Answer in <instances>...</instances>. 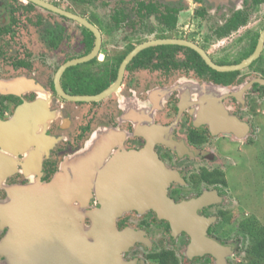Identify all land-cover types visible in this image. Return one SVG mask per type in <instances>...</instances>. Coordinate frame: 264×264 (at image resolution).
I'll use <instances>...</instances> for the list:
<instances>
[{"label": "flooded vegetation", "instance_id": "af4514ba", "mask_svg": "<svg viewBox=\"0 0 264 264\" xmlns=\"http://www.w3.org/2000/svg\"><path fill=\"white\" fill-rule=\"evenodd\" d=\"M39 1L83 18L97 34L42 3L0 0V141L13 132L15 145L7 150L0 143L1 160L11 164L1 182L0 201L7 198L9 187L31 180L51 182L63 162L79 153L91 151V157L102 152L101 164L114 158L115 170L122 176L146 168L148 160L132 159V153L149 154L171 174L163 196L174 204L201 198L188 204L202 202L194 212L195 225L204 228L206 239L233 250L231 239L225 237L227 231H223L225 236L216 233L222 212L216 206L225 197L221 187L226 183L228 160L234 154L244 157L248 148V135L241 145L236 139L250 131L248 114L255 112L254 102L260 106V117L264 116V41L259 55L233 70L234 75L221 74L232 71L211 68L197 51L176 42L135 49L152 41L179 40L200 47L217 65L238 64L254 51L264 31V0H70L65 5L59 0ZM190 3L192 12L183 15L184 6ZM223 5H227V13H221ZM36 9L62 20L47 19L36 14ZM210 10L219 12L213 17ZM251 10L261 12L255 28H249ZM240 28L237 39L223 40ZM75 60L81 61L72 63ZM68 62L71 64L58 75ZM256 65L259 70L252 72L258 75L246 78L249 67ZM241 82V87L248 85L240 92L241 87L208 95V99L196 90L203 83L227 88ZM39 98L45 104L47 120L41 110L34 112ZM204 103L218 111V118L230 117L242 125L241 131L222 132L220 121L213 132L202 115ZM20 108L27 121L21 128L26 132L21 142L19 129L14 133L1 127ZM29 135L32 146L27 150L22 145ZM42 142L45 147L38 144ZM4 151L8 153L1 154ZM97 165L99 169L100 162ZM157 176L159 182L164 175ZM111 182L108 189L114 185ZM93 184L94 179L85 185L87 208L103 214V193ZM113 220L117 232L133 233L129 235L131 244L122 252L126 264H216L214 255L200 249V244L189 251L192 235L183 228L174 229L149 206L125 210ZM85 221L89 223L88 218ZM6 231L7 227L0 226V239ZM0 262L5 264L6 259L1 256Z\"/></svg>", "mask_w": 264, "mask_h": 264}, {"label": "water", "instance_id": "95a60500", "mask_svg": "<svg viewBox=\"0 0 264 264\" xmlns=\"http://www.w3.org/2000/svg\"><path fill=\"white\" fill-rule=\"evenodd\" d=\"M33 1L42 3L53 11L76 19L97 34V29L83 18L57 7L44 4L39 0ZM97 40H99V37H97ZM263 41L264 31L261 33L254 51L240 63L233 65H217L210 60L200 47L179 40L163 39L152 41L139 45L135 51L151 44L176 42L197 51L211 68L218 71H233L248 65L254 60L262 49ZM76 61L81 60H75L72 63ZM69 64L71 62L62 66L58 70V75ZM247 85H243L238 91L240 92ZM97 97H79L78 99H96ZM205 98L208 99V96ZM42 103L40 110L43 116L46 109L45 104ZM207 103L210 104L209 102ZM207 103L203 104V106H206V110L202 115H205V119H208L206 123L210 125L211 130L215 132L213 128L217 127L218 124L220 125L219 122L222 121V129L219 128L222 132L238 134L237 132L242 125L235 123L230 117L218 118L216 113L218 111L213 112V107L208 108ZM218 107L221 108V105H218ZM24 113V108H20L9 121L1 126L2 129L14 130V133L19 129L20 133L17 135V139L20 142L23 136H26V132L21 129L24 128L23 123L27 122L26 114ZM43 120H45V117ZM12 133L6 139L3 138L4 140H1L4 144L0 141L1 145L8 148L7 150H11L13 145ZM29 138L30 135L27 140H24L23 145L21 144L23 148L28 144ZM92 153L91 151H86L82 154L79 153V155H73L70 157L71 159L68 158L63 162L60 170L49 183L38 182L36 184V181L31 180L29 184L12 186L7 189V198L0 201V226L7 227L5 235L0 239V257H4L7 264H126L122 259V252L131 244L132 237H129V235L132 232H117L114 228L113 219L125 210L133 208L142 210L148 206L153 208L160 217L168 219L174 229H176L175 227L183 228L192 235L189 251L193 250L195 244H201L206 247L204 251L214 255L216 264L223 263V256L230 253V248L214 240L206 239L204 237V228L200 229L194 223L195 219H197L194 212L202 202L194 206H189L188 204L201 198L174 204L165 195L163 196L164 187L169 181L171 174L163 169L154 160L155 158L149 154H131L132 159H137L139 162L147 159L146 168L137 171L136 175L133 174L134 177L130 175L124 176L126 183L122 187L120 186L118 191L115 192L113 186L109 187L108 194L102 196L105 206L102 211L103 214H96V223L93 229L90 228V235L93 241L89 240L88 231L82 232L77 227L78 217H76V211H74L75 202H78L77 205L83 203L87 190L85 185L86 183H92L93 179L94 189L97 190L98 181L102 180L103 174L115 168L116 163V160L112 158L101 164L102 152H96L97 154L92 155L93 158H91L90 154ZM98 162L101 165L99 169H97ZM10 165V163L7 165L1 160L0 155V167L2 168L0 186L6 175L10 173ZM115 171H112V173L115 174ZM160 172L164 176L163 178L160 177L159 182H157L158 180L156 179L159 177L157 175ZM150 174H153V179L150 178ZM79 178H83V180H79ZM134 181H136V184ZM137 188L139 191H136ZM121 190L125 193H120ZM112 191L114 194L110 195ZM184 209L187 211H182ZM100 215H104V218H100ZM182 222L185 224H180ZM111 225H113L114 229ZM199 230L200 233H198ZM217 253H222L220 258L218 257L220 254L216 255Z\"/></svg>", "mask_w": 264, "mask_h": 264}, {"label": "rangeland", "instance_id": "374dc122", "mask_svg": "<svg viewBox=\"0 0 264 264\" xmlns=\"http://www.w3.org/2000/svg\"><path fill=\"white\" fill-rule=\"evenodd\" d=\"M59 1V3L64 5L70 3V0ZM237 3L235 4L237 5ZM193 7L194 6H192L191 3L187 6H184V9H187L182 11L183 15L186 13H191ZM222 7H225V10L221 13H227V5H223ZM218 12L219 11L210 10L209 14L214 17V15H216ZM39 13L43 16H46L47 19H55L56 21L62 20L49 12L36 9V14ZM260 14L261 12L259 13L256 10H251L248 20L249 28H255L257 26V24L259 23L258 19H260ZM68 23L69 26L67 27L71 28V22L67 21V25ZM241 31L242 28H240L239 31L234 32L227 39L223 40L226 42L229 40V38L237 39V36L241 33ZM237 46H239V44H237ZM210 48H213V46H211ZM254 67H249V72L245 75L246 78H251L255 77V75H258L256 72H252V70L255 69L256 71H258L260 67L257 65ZM244 71L245 69L241 72ZM242 83L243 82L224 89L219 86L217 87L212 84L203 83L202 85L198 86L196 90L202 95L210 96L220 93H228L232 90L236 91V89L241 87ZM41 103L42 100L41 98H39L34 107V112H40ZM251 107L255 110V112L248 114V129H250V131L241 139H236L237 142L241 145V143L243 144V141L245 140L244 138L248 135V148L244 151V157L241 154L233 153L234 156L230 157V159L228 160L230 163L228 164V168L226 170V183L224 187H221L222 191L225 193V197L223 199V202L219 203L218 206H216L217 210L222 211L217 217L216 233L220 236H223V231L226 230L228 235L224 236L227 237L226 240L231 239L233 245V250H231L230 253L226 255L222 264H247L244 258L245 253L243 251L244 247L247 245V241L245 242L246 239H243V237L241 236V234L243 235V230H240L241 223L243 221L248 220L247 222H250L254 220L255 222H257V224L264 225V116L260 117L261 113L257 111L258 109H260V106H258V102H254ZM252 108L250 111H252ZM192 110H195V107H193ZM44 117L45 120L49 118L47 112L43 114V118ZM41 140L43 141L44 138H42ZM40 145L45 147V143L43 142L40 143ZM31 146L32 144H28L26 145L25 149L28 150ZM4 153H8V151H4L1 154ZM10 154L11 153H9V155ZM234 163L237 164L233 165ZM79 180H83V178H79ZM87 200L88 197L86 196L81 205H77L78 202H75L74 211H76V217H78L77 227L82 232L88 231L89 240L93 241V238L90 234L91 229H93V226L96 223L97 217L96 213L88 211ZM87 218L89 223H86L85 221ZM0 264H4V262H0Z\"/></svg>", "mask_w": 264, "mask_h": 264}, {"label": "trees", "instance_id": "16d2710c", "mask_svg": "<svg viewBox=\"0 0 264 264\" xmlns=\"http://www.w3.org/2000/svg\"><path fill=\"white\" fill-rule=\"evenodd\" d=\"M240 21L242 22V19H240ZM236 24L237 22L234 25L236 26ZM197 57L199 56L197 55ZM200 62L204 67H207L201 59ZM207 68L213 72L209 67ZM221 74L234 75L235 71ZM247 221L241 223L240 229L241 231L243 230L244 237L247 241V245L243 249L245 253L244 258L247 264H264V225L257 224L254 220L250 222Z\"/></svg>", "mask_w": 264, "mask_h": 264}, {"label": "bare ground", "instance_id": "6f19581e", "mask_svg": "<svg viewBox=\"0 0 264 264\" xmlns=\"http://www.w3.org/2000/svg\"><path fill=\"white\" fill-rule=\"evenodd\" d=\"M117 165V164H116ZM1 170H2V168L0 167V172H1ZM115 170V168L114 169H111L108 173H109V175H108V173H106V174H103V176H102V180L101 181H98V184H99V187H98V189L103 193V195H106V194H108V188H107V190H106V186L107 185H109L110 184V182H111V175L112 174H114V173H112V171H114ZM115 176V180H113L111 183L112 184H114L113 185V189L115 190V191H118L119 190V187L121 186L122 187V185H124L125 183H126V180L124 179V176H122V173L121 172H118V171H115V174H114ZM159 175H162V172H160L159 173ZM131 177H134V175H133V173H132V176ZM150 178H154L153 177V174H151L150 175ZM134 183L136 184V181H134ZM136 191H139L138 190V188L136 189ZM120 193H125L124 191H122L121 190V192ZM114 194V192H111V194L110 195H113ZM100 197H102V196H100ZM103 200V199H102ZM168 214V213H167ZM169 215V214H168ZM201 245V244H200ZM200 249H204V250H206V247H203L202 245L200 246ZM220 253H217L216 255H219ZM221 255H222V253L218 256L219 258L221 257Z\"/></svg>", "mask_w": 264, "mask_h": 264}]
</instances>
